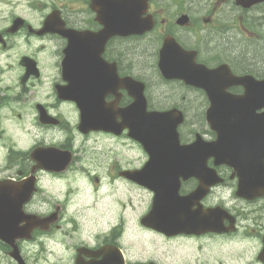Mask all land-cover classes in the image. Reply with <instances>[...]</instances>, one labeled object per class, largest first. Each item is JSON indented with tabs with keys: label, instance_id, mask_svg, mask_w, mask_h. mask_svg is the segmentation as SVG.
I'll return each mask as SVG.
<instances>
[{
	"label": "flooded vegetation",
	"instance_id": "flooded-vegetation-1",
	"mask_svg": "<svg viewBox=\"0 0 264 264\" xmlns=\"http://www.w3.org/2000/svg\"><path fill=\"white\" fill-rule=\"evenodd\" d=\"M0 3V199L20 201L35 188L25 204L27 212L47 216L59 211L50 229L35 228L31 237L16 240L20 255L9 264H176L160 253L135 258L119 228L124 221L98 233L84 231L74 200L81 188L70 186L57 197L49 192L39 202L45 179L69 180L77 174L88 180L94 158L86 142L99 136L126 141L130 151L141 150L139 165L133 166L128 153L131 158L114 160L107 170L114 182L122 179L131 189L147 191L138 229L144 235L181 249L196 245L203 255L215 241L225 246L226 239L235 241L239 234L257 239L259 252L263 249L264 142L259 121L264 107L257 82L264 79V1L250 6L237 0ZM199 65L229 69L227 76L217 70L218 76L204 78ZM221 82L224 94L214 96V102L225 108L227 127L223 162L217 164L212 145L218 134L208 117L213 95L206 87L220 90L216 87ZM241 122L246 130L236 127ZM134 124L142 125L144 143L132 136ZM17 127L21 134L36 137L26 149L14 139ZM140 169L145 185L129 175ZM214 170L222 179L219 184L194 197L185 213L175 208V227L195 232L169 235L142 224L156 196L151 186L164 185V198L176 192L180 201L199 186L207 188ZM245 183L253 187L248 190L255 189L253 198L239 194ZM216 205L234 217L225 212L213 216H222L226 229H236L208 231V209ZM0 252L9 254V243L0 240ZM186 264L212 263L195 257Z\"/></svg>",
	"mask_w": 264,
	"mask_h": 264
},
{
	"label": "rangeland",
	"instance_id": "rangeland-1",
	"mask_svg": "<svg viewBox=\"0 0 264 264\" xmlns=\"http://www.w3.org/2000/svg\"><path fill=\"white\" fill-rule=\"evenodd\" d=\"M139 63L141 64L142 61ZM14 139L18 140L19 147L26 149L36 137L32 134L31 137L21 134L17 127L14 131ZM128 147L126 141L121 143L102 136L92 137L86 142L87 153L94 158L93 162L89 164L91 175L88 180L82 181L77 174L70 175V179L63 182L47 179L50 193H53L55 197L60 196L59 194L62 191L65 192L70 186L82 189V193L74 196V200L81 208L84 231L98 233L124 221L125 224L119 228H123V235L127 236L126 243L136 254L134 257L139 259H146L155 253H160L165 259L174 261L176 264L190 263L195 257L212 264L221 262H225V264H262L257 258L260 246L257 239L252 236L239 234L235 241H232L231 238L226 239L225 246L222 242L215 241L208 254L203 255L196 245L191 244L188 248L181 249L175 244L160 240L157 236L144 235L140 232L138 230L140 228L139 218L147 207V192L143 190L140 194L139 191L131 189L122 179L114 182L112 173L107 170L114 160L121 161L128 153L134 159L133 166L140 164L141 150L134 147L130 151L127 149ZM3 162L4 154H0V165ZM96 176L102 180V184L99 183L98 187L95 185ZM99 186L101 187L99 188ZM129 195L133 198H129ZM142 238L147 242L144 243ZM145 244H147V248L144 246ZM0 264H7L3 252L0 253Z\"/></svg>",
	"mask_w": 264,
	"mask_h": 264
},
{
	"label": "water",
	"instance_id": "water-1",
	"mask_svg": "<svg viewBox=\"0 0 264 264\" xmlns=\"http://www.w3.org/2000/svg\"><path fill=\"white\" fill-rule=\"evenodd\" d=\"M261 1H264V0H237V2L239 4L246 5V6H250L252 4H255V3H258ZM227 69H229V67L224 66L218 70H220V72H222V73H225V76H227ZM201 71H203V73L201 75L204 78L218 76L217 69L206 70L203 67H199L198 73ZM236 78H238L239 81L247 79L246 76L245 77H236ZM257 85L258 86L261 85L260 86V89H261L260 90L261 91L260 107H264V80L258 81ZM224 88H225V83L221 82L220 86L218 87V89H220V90H215V89H210V88L208 89L210 94L213 95L212 96L213 97V106L209 109L208 114H209V119L212 122L213 128L218 133V139L214 143V155H215L217 161H219V162L222 161V149L224 147V142H225V127H227V125L225 123V108L216 106V104L214 102V96H216V95L222 96L224 94V92L222 91ZM260 116H261V120L259 121V123L263 127V129L261 131L262 133L260 134V139H262V141L264 142V138H262L264 136V112L262 114H260ZM236 127L246 130V125H245V123H242V122L239 125H237ZM134 175H135V177H134L135 179H137L141 182L145 181L144 175L137 174V173ZM158 201H159V199L157 198L155 201V207H156ZM15 220L16 219L14 217L11 219V217L9 215L6 216V218H3L0 216V224L3 221H6V224H10L11 227L13 226V222H15ZM6 224H1L0 234L3 238L10 240V234L8 232L4 231V229H9V227Z\"/></svg>",
	"mask_w": 264,
	"mask_h": 264
},
{
	"label": "bare ground",
	"instance_id": "bare-ground-1",
	"mask_svg": "<svg viewBox=\"0 0 264 264\" xmlns=\"http://www.w3.org/2000/svg\"><path fill=\"white\" fill-rule=\"evenodd\" d=\"M131 186V185H130ZM124 187V186H123ZM129 197V196H128Z\"/></svg>",
	"mask_w": 264,
	"mask_h": 264
}]
</instances>
